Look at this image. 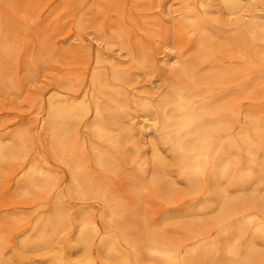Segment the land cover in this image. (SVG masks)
I'll return each instance as SVG.
<instances>
[{"label": "bare ground", "instance_id": "bare-ground-1", "mask_svg": "<svg viewBox=\"0 0 264 264\" xmlns=\"http://www.w3.org/2000/svg\"><path fill=\"white\" fill-rule=\"evenodd\" d=\"M178 1L177 27L193 35L198 48L221 40L220 8L247 17L249 37L264 43V24L255 20L264 14L259 0H249L247 7L245 0H220L219 6L198 0L197 7ZM241 23L239 18L233 27L242 28ZM135 60L144 67L145 59ZM177 60L178 69L164 77V92L156 96L129 98L102 71L91 75L88 86L49 94L41 125L55 159L68 169L67 194L46 163L25 157L22 136L0 138V161L21 159L13 172L20 194L40 206L51 203L20 239L24 254L14 250L5 257L0 241V264H17L23 255L48 264H264V117L246 114L244 129L235 130L233 98L216 96L214 84L200 79L194 62ZM127 75L112 65L113 79L127 82ZM166 173L176 175L184 188L176 189ZM117 177L134 188L169 191L174 201L191 200L188 208L164 218H183L196 227L175 242L142 234L132 221V205L111 192ZM67 198L102 208L73 210Z\"/></svg>", "mask_w": 264, "mask_h": 264}, {"label": "rangeland", "instance_id": "rangeland-1", "mask_svg": "<svg viewBox=\"0 0 264 264\" xmlns=\"http://www.w3.org/2000/svg\"><path fill=\"white\" fill-rule=\"evenodd\" d=\"M189 1L197 7L198 0ZM219 1L212 0L214 6ZM259 1V12L264 13V0ZM249 2L245 0L244 7ZM178 7V0H0V138L14 133L22 136L25 157L33 163H46L67 194L68 169L55 159L47 130L41 125L49 94L69 86H88L91 75L102 71L129 98L145 92L156 96L164 92V77L178 69V57L197 65L198 76L204 83L214 84L216 96L233 98L239 120L235 130L243 128L246 114L264 117V43L249 37L247 17L229 15L220 8L224 21L221 40L198 48L193 35L177 27ZM239 18L242 28H234ZM255 20L263 25L264 14ZM135 58L146 60L143 68L136 65ZM112 65L127 71L129 81L113 79ZM222 115L228 118L230 113ZM135 129L143 131L139 124ZM18 161L21 159L0 161V241L5 257L14 250L25 253L18 247L20 239L38 222L34 217L46 214L51 204L40 206L20 194L13 174ZM166 179L176 189L184 188L173 173H166ZM110 187L118 200L132 205V221L144 235L175 242L188 228L196 227L183 218H164L188 208L189 199L174 201L169 191L134 188L118 177ZM67 201L73 210L98 212L102 208L75 198ZM71 227L76 228L75 222ZM91 252L97 255V243ZM23 256L17 264L49 263L37 255Z\"/></svg>", "mask_w": 264, "mask_h": 264}]
</instances>
